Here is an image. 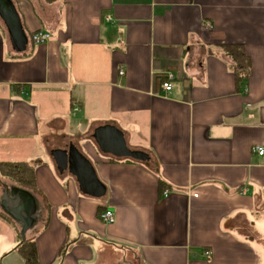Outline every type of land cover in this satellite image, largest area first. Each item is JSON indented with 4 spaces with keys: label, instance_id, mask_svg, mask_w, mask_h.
Returning a JSON list of instances; mask_svg holds the SVG:
<instances>
[{
    "label": "crops",
    "instance_id": "crops-1",
    "mask_svg": "<svg viewBox=\"0 0 264 264\" xmlns=\"http://www.w3.org/2000/svg\"><path fill=\"white\" fill-rule=\"evenodd\" d=\"M11 2L28 41L14 46L0 12V162L36 165L38 264H264V0ZM224 44L250 57L243 88ZM108 125L148 160L102 151L93 135ZM72 147L105 195L60 169L55 152ZM10 185L0 264H26Z\"/></svg>",
    "mask_w": 264,
    "mask_h": 264
},
{
    "label": "water",
    "instance_id": "water-1",
    "mask_svg": "<svg viewBox=\"0 0 264 264\" xmlns=\"http://www.w3.org/2000/svg\"><path fill=\"white\" fill-rule=\"evenodd\" d=\"M0 12L6 21L10 36L14 46L17 49L24 50L27 45L28 37L21 27L19 16L15 10L11 0H0ZM99 148L104 152H112L118 156H130L140 161H147L148 155L143 151L130 150L125 142L124 136L113 126H102L95 130L93 135ZM56 160L61 170L69 169L74 175L80 185V188L87 194L92 196H103L106 193L105 186L100 182L91 162L80 152L72 147L69 151L57 150L55 152ZM15 192H19L23 199V205L20 207L24 214L16 211V217L22 223L21 237L25 240L27 231L32 227L34 222V215L37 209L36 198L28 191L21 188H12ZM11 194V193H10ZM8 193V197L10 198ZM18 196V195H17ZM19 209V207L17 208ZM10 214L11 210L7 209Z\"/></svg>",
    "mask_w": 264,
    "mask_h": 264
},
{
    "label": "trees",
    "instance_id": "trees-1",
    "mask_svg": "<svg viewBox=\"0 0 264 264\" xmlns=\"http://www.w3.org/2000/svg\"><path fill=\"white\" fill-rule=\"evenodd\" d=\"M221 50L225 55L231 57V70L235 75L238 85L240 88H243L251 70V60L245 48L241 44H224L221 46ZM35 171L36 165L29 162H0V180L15 184L19 188L30 192L39 204L40 202H44V196L36 182ZM162 189H164V187ZM46 207L49 208V204L46 203ZM100 214L101 211L98 215L100 216ZM6 219L14 223V221L10 220L7 216ZM21 229L22 224H20V227H17L20 236ZM16 250L23 257L26 264H38V252L33 237L26 235L25 240L19 243Z\"/></svg>",
    "mask_w": 264,
    "mask_h": 264
},
{
    "label": "built area",
    "instance_id": "built-area-1",
    "mask_svg": "<svg viewBox=\"0 0 264 264\" xmlns=\"http://www.w3.org/2000/svg\"><path fill=\"white\" fill-rule=\"evenodd\" d=\"M108 19H110V16H108ZM207 26L211 27V24H207ZM50 38H51V34L48 32L38 31V32L33 33V35H32V41L35 44L47 42L50 40ZM124 73H125L124 70L120 71V74H124ZM173 80H175V74L173 72H168L167 73V80L162 85V91L165 95L169 94L170 91L172 90V88H173L172 81ZM254 150L260 155L264 154L263 146H256L254 148ZM99 218L101 219V221H103L106 224H111L115 221V215H114V212L111 208H106L105 210H103L101 212ZM204 255L208 261L212 260L213 253L211 250H209V249L205 250Z\"/></svg>",
    "mask_w": 264,
    "mask_h": 264
},
{
    "label": "rangeland",
    "instance_id": "rangeland-1",
    "mask_svg": "<svg viewBox=\"0 0 264 264\" xmlns=\"http://www.w3.org/2000/svg\"><path fill=\"white\" fill-rule=\"evenodd\" d=\"M1 20V19H0ZM1 22H3L2 20H1ZM6 183H8V182H6ZM9 184H11V183H9ZM13 186V187H12ZM19 188L17 185H15V184H11L10 185V189H11V196H10V198L8 197V196H6V200H7V207L6 208H12L13 207V205H11V206H8V205H10L12 202H17L18 200V196H16V194L14 193V191H12L13 189L12 188ZM22 198V197H21ZM10 199V200H9ZM40 206V203L38 204L37 203V209H36V213H35V215H34V217H38L39 215H41V207H39ZM6 208H5V211L7 212V210H6ZM14 220H16V218H13ZM19 227H20V224L18 225ZM27 236H28V234H26ZM122 264H130V261L129 262H125V261H123V263Z\"/></svg>",
    "mask_w": 264,
    "mask_h": 264
}]
</instances>
